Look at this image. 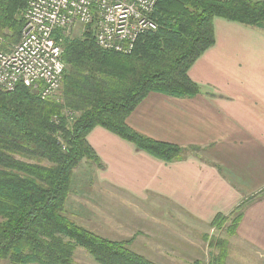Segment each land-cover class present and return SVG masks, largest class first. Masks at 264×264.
I'll use <instances>...</instances> for the list:
<instances>
[{
    "label": "trees",
    "instance_id": "1",
    "mask_svg": "<svg viewBox=\"0 0 264 264\" xmlns=\"http://www.w3.org/2000/svg\"><path fill=\"white\" fill-rule=\"evenodd\" d=\"M25 6L26 0H0V36L10 43L20 37ZM216 18L264 31V0H157L151 15L156 30L141 35L129 54L98 48L90 29L77 35L56 30L65 66L57 92L42 99L40 89L22 84L0 90L1 262L75 264L83 251L94 264H157L131 248L133 237L109 239L76 220L81 211L69 206L75 195L90 194L99 209L103 204L94 191H75L81 176L74 172L83 166L90 178L87 164L103 169L87 142L96 127L165 164L202 150L148 138L127 119L150 93H199L188 71L215 43ZM243 207L209 223L225 236H202L212 249L208 264H226L227 239L235 235Z\"/></svg>",
    "mask_w": 264,
    "mask_h": 264
},
{
    "label": "crops",
    "instance_id": "2",
    "mask_svg": "<svg viewBox=\"0 0 264 264\" xmlns=\"http://www.w3.org/2000/svg\"><path fill=\"white\" fill-rule=\"evenodd\" d=\"M213 26L215 43L188 71L199 93L193 98L150 93L127 119L148 138L201 151L165 164L100 127L87 142L104 165L97 171L100 182L148 211H156L147 204L150 195L171 203V217L159 219L181 229L175 231L182 236L178 243H204L203 233L215 231L208 226L214 216L242 205L235 235L227 240L256 247L255 255L263 258L264 31L219 18Z\"/></svg>",
    "mask_w": 264,
    "mask_h": 264
},
{
    "label": "built area",
    "instance_id": "3",
    "mask_svg": "<svg viewBox=\"0 0 264 264\" xmlns=\"http://www.w3.org/2000/svg\"><path fill=\"white\" fill-rule=\"evenodd\" d=\"M157 0H26L23 27L16 43L0 36V90L17 85L53 96L61 85L64 63L61 38L90 29L95 44L105 51L129 54L137 39L157 26L151 15Z\"/></svg>",
    "mask_w": 264,
    "mask_h": 264
},
{
    "label": "rangeland",
    "instance_id": "4",
    "mask_svg": "<svg viewBox=\"0 0 264 264\" xmlns=\"http://www.w3.org/2000/svg\"><path fill=\"white\" fill-rule=\"evenodd\" d=\"M84 164L87 163L83 161L82 165ZM101 164L103 165V162ZM87 166L90 168L91 180L84 172L87 171V168L81 166L74 172V175L80 174L78 176H81V178L78 177L81 182H78L79 186L75 191L77 189L94 191L96 200H101L103 206L100 209L97 206H92L90 194L86 196L83 193L75 195L76 197L72 198L69 206L71 210L77 206L81 211L76 213L75 217L82 225L113 240H126L133 237L134 241L131 248L157 264H193V261H198L200 264L209 263L206 241L204 243L201 241L202 244L188 243L187 241L178 243L182 238V236L178 237L179 229L173 226V222L167 223L166 220L159 219L161 214L167 218L171 217V203L167 200H163L164 203H161V198L150 195L147 198L151 201L147 204L156 211H148L145 205L136 200H131L128 195L116 187L100 182L92 163L91 165L87 164ZM96 194L99 196L96 197ZM162 210H165L166 213ZM90 212H93V216L90 215ZM192 229L194 230L195 227ZM176 230L177 232H175ZM184 230L188 231L187 227ZM207 230L203 235L216 237L215 231ZM255 248H247L242 243L231 242L230 240L226 264H264V257L260 258L259 254L255 255ZM261 255L264 256V254ZM74 261L75 264H94L92 259L83 251L77 252ZM0 264L6 263L0 261Z\"/></svg>",
    "mask_w": 264,
    "mask_h": 264
}]
</instances>
